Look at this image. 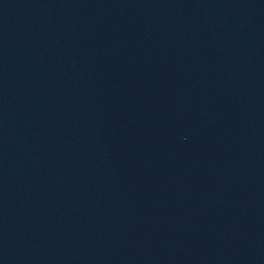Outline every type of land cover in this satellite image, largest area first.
Segmentation results:
<instances>
[{"label":"water","instance_id":"95a60500","mask_svg":"<svg viewBox=\"0 0 264 264\" xmlns=\"http://www.w3.org/2000/svg\"><path fill=\"white\" fill-rule=\"evenodd\" d=\"M0 264H264V0H0Z\"/></svg>","mask_w":264,"mask_h":264}]
</instances>
